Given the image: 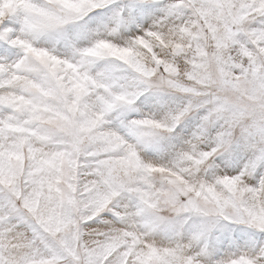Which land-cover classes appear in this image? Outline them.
I'll use <instances>...</instances> for the list:
<instances>
[{
    "label": "snow or ice",
    "instance_id": "6c2138e0",
    "mask_svg": "<svg viewBox=\"0 0 264 264\" xmlns=\"http://www.w3.org/2000/svg\"><path fill=\"white\" fill-rule=\"evenodd\" d=\"M0 264H264V0H0Z\"/></svg>",
    "mask_w": 264,
    "mask_h": 264
}]
</instances>
